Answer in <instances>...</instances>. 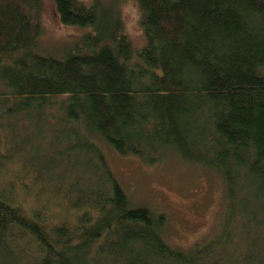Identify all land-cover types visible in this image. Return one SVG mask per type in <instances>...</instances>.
I'll return each instance as SVG.
<instances>
[{"label": "trees", "instance_id": "obj_1", "mask_svg": "<svg viewBox=\"0 0 264 264\" xmlns=\"http://www.w3.org/2000/svg\"><path fill=\"white\" fill-rule=\"evenodd\" d=\"M52 1L62 23L96 31L64 56L44 55L37 0H0V108L7 128L22 117L40 141L20 139L11 159L32 154L29 167L56 188L71 174L62 195L73 222L48 226L45 213L13 203L11 185L0 188V260L23 251L10 238L26 236L34 264H264V0H136L138 51L118 22L110 35L99 29V0ZM94 138L146 164L175 152L216 171L219 231L171 246L164 214L129 204ZM232 236L246 248L237 259Z\"/></svg>", "mask_w": 264, "mask_h": 264}, {"label": "rangeland", "instance_id": "obj_2", "mask_svg": "<svg viewBox=\"0 0 264 264\" xmlns=\"http://www.w3.org/2000/svg\"><path fill=\"white\" fill-rule=\"evenodd\" d=\"M81 1L90 4L93 0ZM99 3L101 4L99 29L111 34L114 25L118 22L132 49L140 50L145 45L146 38L141 25V10L138 2L99 0ZM32 15L38 29L36 49L44 55L64 56L66 52L72 51L75 45L82 44L81 40L84 36L96 31V28L91 26L62 23L52 0H37ZM59 100L60 97L53 98L52 104ZM2 111L3 109L0 108V150L3 157L0 165V188L11 185L10 198L13 197V203L28 211L38 210L39 213H45L46 225H56L62 219L71 224L73 221H69V217L72 216V211L69 203L63 201L62 195L67 190L71 174L60 175L59 187L56 188L50 179L46 176L38 177L29 167L32 154L25 157L28 163L24 161L26 159L19 161L22 158L11 159L9 154L17 148L20 139L32 138L29 139L32 141L36 129L33 124L31 126L30 123L24 124L21 121L22 117L16 118L13 115L14 117L9 121L10 125L15 126V132H12L6 127L7 116H3ZM90 140L92 141L91 138ZM93 141L100 148L110 170L124 189L129 204L132 207L143 206L154 213L164 214L162 234L171 246L189 249L197 243H205L219 231L224 211V184L216 171L200 164L189 163L175 152L164 155L154 164H146L135 155L119 154L100 138H94ZM36 143L40 141H32V144ZM41 144L46 145V143ZM46 153L42 150L40 158H44ZM22 154L26 155L27 152ZM54 171L58 174L59 169ZM232 237L234 244L229 246L230 253L237 259L246 248L240 238ZM9 242L13 249L18 247L19 250L23 248V251L18 253L14 250L17 256L15 255L12 260L8 257L3 258L0 264L35 263L36 247L30 238L26 236L10 238ZM225 249L229 251L228 246ZM220 264L232 263L224 260Z\"/></svg>", "mask_w": 264, "mask_h": 264}]
</instances>
